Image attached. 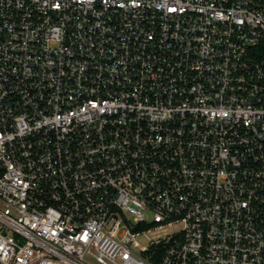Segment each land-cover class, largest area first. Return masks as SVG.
I'll use <instances>...</instances> for the list:
<instances>
[{"label": "built area", "instance_id": "1", "mask_svg": "<svg viewBox=\"0 0 264 264\" xmlns=\"http://www.w3.org/2000/svg\"><path fill=\"white\" fill-rule=\"evenodd\" d=\"M0 264H264V0H0Z\"/></svg>", "mask_w": 264, "mask_h": 264}, {"label": "rangeland", "instance_id": "2", "mask_svg": "<svg viewBox=\"0 0 264 264\" xmlns=\"http://www.w3.org/2000/svg\"><path fill=\"white\" fill-rule=\"evenodd\" d=\"M169 230H171V232H173L174 230H176V227L171 226V227L169 228Z\"/></svg>", "mask_w": 264, "mask_h": 264}]
</instances>
